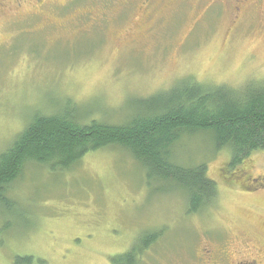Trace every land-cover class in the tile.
Wrapping results in <instances>:
<instances>
[{"label":"rangeland","instance_id":"374dc122","mask_svg":"<svg viewBox=\"0 0 264 264\" xmlns=\"http://www.w3.org/2000/svg\"><path fill=\"white\" fill-rule=\"evenodd\" d=\"M7 0L0 14V153L32 114L73 102L76 121L126 123L132 101L182 79L238 88L264 82L258 19L233 26L207 0ZM1 2V0H0ZM172 162L204 164L215 204L187 214L185 194L150 181L121 148L86 154L71 169L27 165L0 204V264H112L157 235L140 264H200L230 246L231 262L264 264V150L237 166L204 134L174 145ZM144 240V239H143ZM226 243V244H225ZM142 260V261H140Z\"/></svg>","mask_w":264,"mask_h":264},{"label":"trees","instance_id":"16d2710c","mask_svg":"<svg viewBox=\"0 0 264 264\" xmlns=\"http://www.w3.org/2000/svg\"><path fill=\"white\" fill-rule=\"evenodd\" d=\"M134 113L123 124L76 121L78 108L65 101L51 115L32 114L27 125L0 153V204L8 205L7 187L27 165L63 172L89 153L121 148L146 172L150 181L168 183L185 194L187 214L210 209L218 195L204 164L180 167L172 162L174 145L204 134L214 150H227L228 168L253 152L264 150V82L249 81L232 88L182 79L172 88L132 101ZM158 234L143 238L112 264H140L139 259ZM20 262L29 264L30 257Z\"/></svg>","mask_w":264,"mask_h":264},{"label":"flooded vegetation","instance_id":"af4514ba","mask_svg":"<svg viewBox=\"0 0 264 264\" xmlns=\"http://www.w3.org/2000/svg\"><path fill=\"white\" fill-rule=\"evenodd\" d=\"M7 0L0 2V14L2 8L5 7ZM20 8L21 3L34 4L37 7H42L49 2L55 4V0H15ZM149 1V0H147ZM209 7H217L218 11L227 13L231 17V24L236 27L242 21L258 19L261 23V33L264 34V0H207ZM146 3V0L144 1ZM226 244V243H225ZM223 249L217 251L202 250L198 257L200 264H228L233 254L230 253V246L223 245ZM148 248V247H147ZM145 252V251H144ZM142 261V260H140ZM231 264H233L231 262ZM234 264H257L256 260L235 261Z\"/></svg>","mask_w":264,"mask_h":264}]
</instances>
